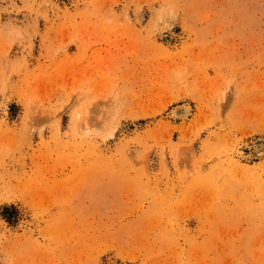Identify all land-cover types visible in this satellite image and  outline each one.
<instances>
[{
	"label": "rangeland",
	"instance_id": "374dc122",
	"mask_svg": "<svg viewBox=\"0 0 264 264\" xmlns=\"http://www.w3.org/2000/svg\"><path fill=\"white\" fill-rule=\"evenodd\" d=\"M263 141L264 0H0V264H264Z\"/></svg>",
	"mask_w": 264,
	"mask_h": 264
},
{
	"label": "bare ground",
	"instance_id": "6f19581e",
	"mask_svg": "<svg viewBox=\"0 0 264 264\" xmlns=\"http://www.w3.org/2000/svg\"><path fill=\"white\" fill-rule=\"evenodd\" d=\"M186 111H187V110H186ZM182 114H183V113H182ZM258 142H259V141H258ZM263 142H264V141H263ZM259 143H260V142H259ZM262 145H263V144H262ZM263 147H264V146H263ZM263 147H262V148H263Z\"/></svg>",
	"mask_w": 264,
	"mask_h": 264
}]
</instances>
